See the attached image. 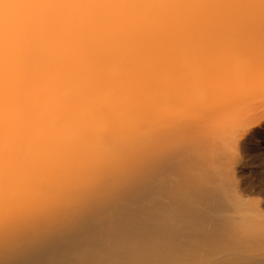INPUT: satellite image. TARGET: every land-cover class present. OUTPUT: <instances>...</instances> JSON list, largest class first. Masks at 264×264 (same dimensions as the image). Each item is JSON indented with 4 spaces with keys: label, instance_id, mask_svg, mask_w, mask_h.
Returning a JSON list of instances; mask_svg holds the SVG:
<instances>
[{
    "label": "bare ground",
    "instance_id": "obj_1",
    "mask_svg": "<svg viewBox=\"0 0 264 264\" xmlns=\"http://www.w3.org/2000/svg\"><path fill=\"white\" fill-rule=\"evenodd\" d=\"M256 98L264 0H0V264H264Z\"/></svg>",
    "mask_w": 264,
    "mask_h": 264
},
{
    "label": "rangeland",
    "instance_id": "obj_2",
    "mask_svg": "<svg viewBox=\"0 0 264 264\" xmlns=\"http://www.w3.org/2000/svg\"><path fill=\"white\" fill-rule=\"evenodd\" d=\"M239 21L241 23L248 22L247 19H242ZM257 120L260 122L258 124H261L259 127H257V125H258L257 123L256 124L254 123ZM235 121H234L235 122L234 126L237 129L236 131H238V132L240 131L239 133L237 132L238 134H241L242 133L241 130H243V129L245 130L248 127L251 129L252 123H253V125L255 124L253 126V127H255L254 133L252 130L253 128L251 129L252 132L250 131V133H249L250 136L248 138L251 137V139L250 140L248 139L249 141L247 140V142H245L246 144H242L240 147L242 149H244V150H242V152L245 151L246 149L248 150V153L246 151L245 154L248 155L247 157H249V160L252 158L253 161L255 160L256 164L263 163V161H264V99L256 98L253 101H251V104H249V107H247V109H245L243 112L240 111V116L235 118ZM250 125H251V127H250ZM255 130H256V132H255ZM253 134L257 135V136H254ZM239 152H240L239 157H241V159H243V157L246 155H244V152H243V154L241 151H239Z\"/></svg>",
    "mask_w": 264,
    "mask_h": 264
}]
</instances>
